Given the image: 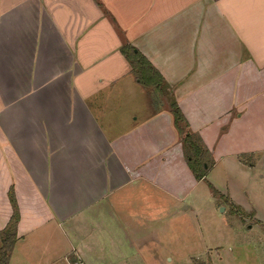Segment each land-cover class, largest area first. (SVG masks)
Instances as JSON below:
<instances>
[{"label": "crops", "instance_id": "obj_1", "mask_svg": "<svg viewBox=\"0 0 264 264\" xmlns=\"http://www.w3.org/2000/svg\"><path fill=\"white\" fill-rule=\"evenodd\" d=\"M126 44L163 79L161 109L142 119ZM182 133L209 170L264 167V0H0V231L11 188L20 212L10 264H96L107 247L120 258L111 229L135 230L152 204L139 183L183 205L207 175Z\"/></svg>", "mask_w": 264, "mask_h": 264}, {"label": "rangeland", "instance_id": "obj_2", "mask_svg": "<svg viewBox=\"0 0 264 264\" xmlns=\"http://www.w3.org/2000/svg\"><path fill=\"white\" fill-rule=\"evenodd\" d=\"M141 91L147 100L140 111L143 112L140 119L147 116L145 112H158L164 103L155 88L141 86ZM263 168L244 172L242 168H235L229 160L218 163L208 171L203 181L197 182L186 194L183 205L173 203V199L163 193L161 195L168 203L161 204L158 197L160 190L153 188L151 193L146 190V183H139L141 199H149L151 195L152 204L140 208V222L136 223L135 230L132 227L111 229L115 237H121L125 242V246L120 248V258L111 247H107L106 261L95 263L264 264ZM162 184L169 183L164 181ZM183 184L175 182L173 188L179 190ZM188 184L190 182L186 183L185 189L193 186V183ZM212 187L219 192L217 195ZM119 216L122 221L126 217L125 224L131 217L127 213ZM134 238L139 239L136 256H133L134 247L129 241ZM103 242L106 243V238Z\"/></svg>", "mask_w": 264, "mask_h": 264}, {"label": "trees", "instance_id": "obj_3", "mask_svg": "<svg viewBox=\"0 0 264 264\" xmlns=\"http://www.w3.org/2000/svg\"><path fill=\"white\" fill-rule=\"evenodd\" d=\"M121 52L129 61L131 71L135 78L143 86L153 87L161 93L163 79L161 75L153 67H151L146 58L137 49L127 44L122 47ZM172 112L175 125L181 132H183V115L176 105L172 106ZM184 143L185 153L189 161L190 168L195 172L197 179H202L212 166L210 155L208 151L203 150L200 141L193 134H184ZM214 192L216 195L219 193L217 190H214ZM9 198L13 208V214L7 226L0 231V264H10V256L18 240L17 226L20 221V212L13 188H11L9 192Z\"/></svg>", "mask_w": 264, "mask_h": 264}]
</instances>
